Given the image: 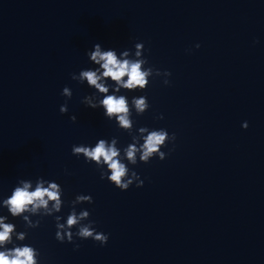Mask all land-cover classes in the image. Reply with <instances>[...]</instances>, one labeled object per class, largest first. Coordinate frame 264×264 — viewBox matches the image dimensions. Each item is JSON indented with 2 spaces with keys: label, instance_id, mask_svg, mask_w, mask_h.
<instances>
[{
  "label": "water",
  "instance_id": "1",
  "mask_svg": "<svg viewBox=\"0 0 264 264\" xmlns=\"http://www.w3.org/2000/svg\"><path fill=\"white\" fill-rule=\"evenodd\" d=\"M97 43L118 55L143 43L146 66L171 73L169 86L159 77L119 93L147 96L133 134L176 136L165 160L129 166L141 188L121 192L71 155L100 138L131 143L102 109L81 103L95 90L71 80L94 68L85 52ZM65 86L72 98L61 115ZM37 177L63 189L61 223L76 195H90L76 211L89 210L109 237L103 247L74 237V250L43 218L22 242L39 264H264V0H0V198Z\"/></svg>",
  "mask_w": 264,
  "mask_h": 264
},
{
  "label": "clouds",
  "instance_id": "2",
  "mask_svg": "<svg viewBox=\"0 0 264 264\" xmlns=\"http://www.w3.org/2000/svg\"><path fill=\"white\" fill-rule=\"evenodd\" d=\"M257 43V41H253ZM199 48L200 45H195ZM143 43H135L133 48L124 49L117 54L114 48L105 49L101 44L93 45L85 55L88 62L94 68L82 69L77 74H71V80L77 84L86 85L94 89V94L85 96L81 101L87 108L103 110V117L108 121H114L117 131L128 133L131 143L126 147H118V139L113 137L110 140L100 138L94 146L79 144L71 147V155L83 158L85 164H94L99 170L100 180H107L108 184L121 192L126 191L135 184L136 188L143 187L144 181L139 175L130 170L129 166H136L138 161L147 164L154 157L160 161L166 159L174 150L161 151L169 144L174 145L175 134H169L164 128L149 129L139 127L133 134L136 117L142 116L149 108L147 96H133L129 101L124 92H144L150 79L163 77L164 86H169V71L161 72L149 65L144 55ZM111 92V94H109ZM61 95L65 103L59 108L61 115L68 111L67 101L72 98V91L65 86ZM98 97H102L99 98ZM76 116H70L69 120L76 123ZM162 120L163 116L156 117ZM247 129L245 121L241 125ZM137 133H139L137 135ZM34 185V186H33ZM63 189L54 182L37 177L35 182L30 179H18L11 194L7 198H0V209H6L13 218H20L25 230L16 231L13 223L6 222L8 216L0 215V264H39V251L28 244H23L28 237V230L40 226L41 220L46 217H53L55 223V239L59 243L75 244L74 237L78 240H89L93 243L105 246L108 235L97 232L95 221L90 220V212L81 209L77 213L76 208L81 204H93L90 195L78 194L69 202L70 211L64 220L57 215L64 206L62 199ZM31 217L40 219L32 220ZM88 221L87 223H82ZM76 231L73 232L72 229ZM11 246V247H9ZM79 248L75 244L74 250Z\"/></svg>",
  "mask_w": 264,
  "mask_h": 264
}]
</instances>
